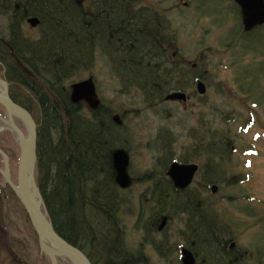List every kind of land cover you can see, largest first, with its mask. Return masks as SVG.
Listing matches in <instances>:
<instances>
[{"label":"rangeland","instance_id":"rangeland-1","mask_svg":"<svg viewBox=\"0 0 264 264\" xmlns=\"http://www.w3.org/2000/svg\"><path fill=\"white\" fill-rule=\"evenodd\" d=\"M144 2L148 7L163 10L161 15L169 21L176 35L180 54L177 60L184 62L182 68L185 70H189L191 64H197L194 73L201 76L206 93L199 96L198 82L194 79L183 85L182 90L191 97L185 106L166 102L165 97L159 102L146 101L144 93L130 88L126 81L117 77L114 71L120 62L111 58L99 59L97 52L94 69L67 83L70 87L93 77L101 102L122 119V135L129 147V184L120 194L123 204L115 227L121 234L119 243L130 248L132 255L144 256L146 264H179L176 262L180 257L178 251L189 242L185 240L184 223L189 213L177 210L184 203L195 221L197 213H210L219 227H232L230 233L237 238L241 249L251 250L253 235L259 233L258 239L264 235V29L259 42L253 39L242 43L240 38L248 34L233 0ZM23 36L35 41L40 33L25 24ZM245 46H254L257 51H246L242 48ZM192 74L188 75L190 79L194 78ZM11 92L23 101V107L30 105L33 118L39 124L37 99L15 85ZM84 110L89 114L86 106ZM0 117L6 119L5 112L1 111ZM0 130V147L9 156L13 180H16L18 140L1 120ZM181 159L201 166V171L182 198L176 199V192L170 190L172 195L167 196L170 205L162 214L169 211L174 217L168 229L164 233L150 232L147 223L150 219L153 222L160 210L153 197L155 186L167 187V169L172 161L180 162ZM162 163L167 165L165 172L160 167ZM139 172L142 175L154 173L156 183L141 182L135 176ZM207 181L210 184L205 185ZM213 185L218 186L215 195L211 192ZM183 196H188L192 202H184ZM195 198L199 200V206L193 202ZM97 219L91 218L94 225ZM101 230L105 231L107 227L103 226ZM222 233L226 236L225 231ZM18 242H21L22 250L18 254L34 264L41 256L36 235L23 206L0 178V264L2 260H7V264H19L11 258L12 245ZM155 244H160L162 250L158 251ZM258 246L262 257L251 258V264H264V243L259 242ZM197 253L202 255L201 258L205 254L200 249ZM44 261V264H51L49 260ZM58 261L72 264L61 257Z\"/></svg>","mask_w":264,"mask_h":264},{"label":"trees","instance_id":"trees-1","mask_svg":"<svg viewBox=\"0 0 264 264\" xmlns=\"http://www.w3.org/2000/svg\"><path fill=\"white\" fill-rule=\"evenodd\" d=\"M143 1L0 0V58L11 60L12 71L7 73L10 82L11 74L20 77L12 86L20 87L39 104L38 184L46 209L57 233L94 264H139L134 260L136 256L119 243L121 234L114 226L121 214L122 189L116 182L113 154L117 148H126L127 141L122 135L124 128L113 120L111 108L102 104L86 114L84 106L72 104L67 83L92 71L97 45L104 47L107 57L120 62L115 74L130 88L144 93L146 101L159 102L166 93L182 90L184 84L197 78L193 73L194 78L190 79L189 73H182L180 68L176 71L172 66L170 53L177 50V45L170 24L164 23L161 14L141 8ZM33 17L40 20L36 29L40 36L35 41L23 36L24 25ZM99 29L112 33V39L123 34L128 39V52L120 46L106 47L102 33L96 38ZM262 31L240 41L259 42ZM9 48L34 77L20 70ZM242 48L257 51L254 46ZM158 190H163L160 197L156 195ZM170 190L168 186H155L153 197L157 205L170 197ZM177 210L189 213L194 220L195 238L214 235L213 225L219 227L216 219L207 220L201 213L196 214L195 221L184 203ZM93 216L98 218L96 225L91 220ZM103 226L107 230H101ZM217 232L216 229L211 242L221 244ZM201 249L210 250L206 246ZM129 256L133 257L131 261Z\"/></svg>","mask_w":264,"mask_h":264},{"label":"water","instance_id":"water-1","mask_svg":"<svg viewBox=\"0 0 264 264\" xmlns=\"http://www.w3.org/2000/svg\"><path fill=\"white\" fill-rule=\"evenodd\" d=\"M234 3L241 10L245 32H250L257 27L264 26V0H234ZM27 22L31 28H37L40 24L38 18H31ZM12 56L15 58L14 55ZM16 61L28 75H31L18 59ZM0 84L4 87V91L0 92V106L8 114V125L11 132L17 136L20 148L16 184L10 178L8 157L0 150V154L5 160L4 178L11 186L29 218L38 237L40 251L51 259L52 264H58L57 260L60 257L66 258L73 264H92L81 250L69 244L54 229L35 180L38 137L37 124L23 107L11 100L8 95L7 83L0 80ZM197 89L201 95L206 93V87L201 82L198 83ZM185 99L186 96L182 93H173L166 97L167 101H184ZM71 101L74 104L85 102L92 111L100 107L101 101L98 98L96 86L92 78L72 85ZM14 118L23 123L26 135L17 127ZM113 120L118 125L122 124L120 116L118 115L114 116ZM128 163L129 157L125 151L119 150L115 153L114 167L117 173V182L122 188L127 187L129 184V177L127 175ZM196 170V166L174 164L171 166L168 176L172 179L175 188L183 190L191 184ZM216 190L217 188L213 187V193ZM183 264H196L193 254L190 251H183Z\"/></svg>","mask_w":264,"mask_h":264},{"label":"bare ground","instance_id":"bare-ground-1","mask_svg":"<svg viewBox=\"0 0 264 264\" xmlns=\"http://www.w3.org/2000/svg\"><path fill=\"white\" fill-rule=\"evenodd\" d=\"M137 1V3H141L143 0H136ZM144 1H143V3L141 4V8H148L149 10H151V11H153L156 15H159V14H161L162 13V9L161 8H159V7H157V8H154V7H148L147 5H144ZM97 7V6H96ZM91 12H95L94 10H92ZM164 19V23L166 22V23H168L169 21H167L166 20V18H163ZM171 30V34H172V38L174 39V40H176V35H175V33L173 32V28H171L170 29ZM100 33H102L103 34V36L105 37V45H106V47L108 46V47H113V46H115V47H117V46H120V48L121 49H126L127 50V52H128V47H127V45H128V39L123 35V34H119V36H121V38H115V39H112V38H110L109 36L110 35H113L112 33H109L108 31H105V30H101V29H99L98 31H96V38H98L99 37V34ZM170 34V35H171ZM114 36V35H113ZM113 36H111V37H113ZM8 47H9V45L8 44H6ZM104 47H102V46H100V45H97L96 47H95V49H94V53H96V52H98L99 54H98V57H99V59H101V57L102 56H104V57H107V54L105 53L104 54V49H103ZM10 49V48H9ZM33 52H34V50H33ZM12 55H14L15 56V58L16 59H18L23 65H24V67L25 68H27V66L15 55V53H14V50L11 48L10 49V56H11V58L15 61V63L17 64V61H16V59L12 56ZM106 55V56H105ZM128 55H129V53H128ZM129 56H131V55H129ZM98 57H96V59L94 58V61H93V63H92V68L94 69V66H95V63H96V61H97V59H98ZM132 57V56H131ZM108 59L109 58H111V60H114V58L113 57H107ZM133 58V57H132ZM132 60V59H131ZM193 65V64H192ZM11 66V60H9V59H7V58H3V57H1L0 58V68H1V70H3L4 72H7L8 73V71H12V68L10 67ZM184 66V62H182V63H180L179 62V68L182 70V73H184V71H189L188 73L190 74V73H194L195 71H196V68L195 69H192V68H190L189 70H185L184 68H182ZM191 67V66H190ZM178 68V69H179ZM23 73H25L26 74V72H24V70H23ZM30 74H31V72H29ZM12 75V82H19L20 81V77L18 76V75H14V74H11ZM195 75H197V73L195 74ZM197 80H199L201 83H202V78H201V76H199V75H197V78H196ZM148 83H146V85H147ZM258 91V90H257ZM14 94V93H13ZM169 93H166L165 95H164V97H166L167 95H168ZM71 100V99H70ZM72 102V101H71ZM72 104H74L73 102H72ZM74 105H82V106H84V103L83 102H80V103H78V104H74ZM29 105H25L24 106V109L33 117V115H32V109L30 108L29 109ZM34 119V118H33ZM35 120V119H34ZM36 122V121H35ZM36 124H37V122H36ZM37 126H39V124H37ZM119 150H123V151H125L127 154H128V150H129V147H128V144L126 145V148H117V149H115L114 150V154H113V161H114V155H115V153L117 152V151H119ZM160 167H161V169L165 172V170H166V168H167V165L166 164H160ZM36 169L38 170V163H37V165H36ZM169 169V168H168ZM168 169H167V171H168ZM135 176H138L139 177V180H142L141 182H144V183H148V184H150V185H153L154 183H156V180H155V178H153L154 177V173H152V174H149V173H147L146 175H142L140 172L139 173H137V174H135ZM166 180V185L168 186V187H170L171 186V184H170V182L167 180V179H165ZM116 182H117V176H116ZM118 183V182H117ZM159 186V185H158ZM161 186H159V188H160ZM177 192H179V191H177ZM163 193V190H158V196L160 197L161 195H163L162 194ZM180 198H182L181 196H178L176 199H180ZM169 199L170 198H168V199H166V200H164L163 202H159V204H158V209H160L159 210V212L154 216V217H158V216H160V215H162L165 211H167V210H165L170 204H169ZM197 201H199L198 199H193V202L194 203H197V206H199V204H198V202ZM121 203L123 204V201L121 200ZM116 214H118V213H116ZM121 215V214H120ZM206 215V217L205 218H207V220H210L211 218H212V216H211V214L210 213H208L207 212V214H205ZM155 218V219H156ZM116 221V220H115ZM194 220H191L190 222H189V227L190 228H192L191 230H188L187 232H186V234H185V240H188L189 241V245H190V247L192 248V249H194L195 251H197L198 249H200L202 252H203V249H201L203 246H205L203 243H200V242H206V241H209V240H212V237H213V239L215 238V234H216V229L218 230V232H217V237L220 239V240H222V233H221V230H219V229H221L222 228V226H220V227H218L217 228V226L216 225H213V229H212V231L213 232H215L214 233V235H209V236H203V238L201 239V238H195L194 237V233H195V222H193ZM121 222H122V219H121ZM116 223H117V221H116ZM116 223L114 222V226L116 227ZM119 223V222H118ZM122 225H123V222L121 223ZM147 230L148 231H152L153 232V230H154V227H153V223H152V220L150 219V221L147 223ZM119 228H120V230H121V232L123 233V230L121 229V227H120V224H119ZM54 229H55V227H54ZM168 229V228H167ZM56 230V229H55ZM211 231V230H210ZM165 232V231H164ZM164 232H162V233H164ZM191 232V233H190ZM212 233V232H211ZM63 238V237H62ZM64 239V238H63ZM226 239L227 240H229L227 237H226ZM65 240V239H64ZM67 241V240H66ZM68 242V241H67ZM69 243V242H68ZM199 243H200V245H199ZM70 244V243H69ZM161 244V243H160ZM160 244H155L154 246H155V248H157V250L158 251H160V250H162V244L160 245ZM72 245V244H71ZM235 244H233V243H230V242H228V243H226L225 245H216V247H214L210 252H207V253H205L204 254V256H203V258H209V259H211V258H214L215 257V254L216 253H221V254H223V253H225L226 251H228L227 249L230 247V246H232V247H235L234 246ZM20 246H21V242H18L17 244H14V245H12V250H13V254L11 253V258L13 259V262H14V260L17 262V263H19V264H28L29 262L28 261H25V260H22V259H20V258H18V253L21 251V249H20ZM74 246V245H73ZM165 246L166 247H168V244H165ZM38 247H39V243H38ZM75 247V246H74ZM77 248V247H76ZM163 248H164V246H163ZM19 249H20V251H19ZM79 249V248H78ZM80 250V249H79ZM127 250L130 252V253H132V251H130V248H127ZM126 250V252L128 253V251ZM82 251V250H81ZM83 252V251H82ZM84 253V252H83ZM225 255V260H226V262H227V264H232L233 262H237L239 259H240V254L238 255V254H230V255H226V254H224ZM133 259V257H130L129 256V259H128V261H131ZM137 263H141L142 264V262L143 263H145L146 264V261L144 260V256H142L141 258H139V257H136L135 259H134ZM7 261V260H6ZM5 260H2V263L1 264H7V263H5L6 262ZM96 264H99L98 262H96Z\"/></svg>","mask_w":264,"mask_h":264},{"label":"flooded vegetation","instance_id":"flooded-vegetation-1","mask_svg":"<svg viewBox=\"0 0 264 264\" xmlns=\"http://www.w3.org/2000/svg\"><path fill=\"white\" fill-rule=\"evenodd\" d=\"M170 56H171V58H173V60H172V66L176 68V71H178L179 61L177 60V58H179V56H180L179 52L178 51H174V52L170 53ZM190 68L195 69L196 67L191 64V67ZM1 76H2L3 79L8 80V76H7L6 72H3L1 74ZM0 89H1V87H0ZM190 99H191V97L188 96V101ZM174 103L177 104V105L180 104L178 102H174ZM182 105L185 106L186 104L183 103ZM0 110H1V108H0ZM1 111L5 112V110H3V109ZM5 117H6V119L8 118L6 112H5ZM187 162L188 161H184V160L181 159L179 163L184 164V165H194V166L197 167L196 173H195V175L193 177V180L191 182V186H192V184L196 180V177L198 176V174L201 171V166H199L197 164H194V163H187ZM1 164L2 165H1L0 168H1V170L4 171V166H3L2 160H1ZM1 170H0V178H2L4 185L7 187V185L5 184V181H4L3 172ZM210 171H211V169H210ZM10 175H11L12 180H13V176L14 175H13V172H12V168L11 167H10ZM167 180L170 182V184H171L170 187L175 192L179 191V190H176L173 187L172 181L168 177H167ZM207 183H208V181L205 182V185ZM188 189L183 190V191H179L181 194L180 195H177L175 198H177L178 196H182L183 195V192H186ZM183 197H184V199H186V201L191 202V200H190V198L188 196H183ZM173 219H174V217L172 216V214L169 211H168L167 214L158 216V218L154 219L153 222H152L153 223L154 230H157L158 232H164V231H166L167 228H168V225L173 222ZM191 220L192 219L189 217V218L185 219V221H184L185 227H186V232L188 230H191L192 229V228L189 227V222ZM231 229H232V227L231 226H227V225H224L221 229H219V230H221V233L225 231V234H226V236H222L221 237L222 238V243L221 244H219V243H212L211 240H209V241L205 242V246L206 247H209L210 250L204 249L202 253L204 254V253L210 252L212 247L214 248V247H216V245H225L228 242L235 244L234 245L235 247L230 246L227 249L228 251H226L225 253H223V254L216 253L214 258L209 259V258H201L202 255L198 254L197 251H195L194 249H192L190 247V245H189L190 243L187 242L188 243V246L185 244V246L181 247L180 250L178 251L179 254H180V257H178L176 259V262L178 261L177 263L183 264V250L184 249L189 250L193 254V256H194V258L196 260V264H227V262L225 260V255L224 254H226V255H230V254H238L239 255L240 254V259L237 262H233L232 264H251L250 263L251 258L257 259L259 257V255L262 257L261 253H259V249L260 248H259L258 244H259V242L260 243H264V235H261V239H258L259 233H257V235H253V238H252L254 240V243H253V246H252L253 248L251 250H243V249H241L238 246L237 241H236L237 238L234 237V236H232L233 233H230ZM222 235H224V234L222 233ZM226 237L229 240H227Z\"/></svg>","mask_w":264,"mask_h":264}]
</instances>
